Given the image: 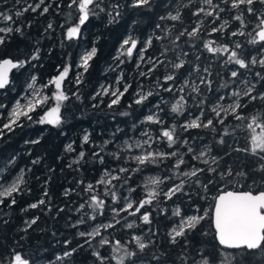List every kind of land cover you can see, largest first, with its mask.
<instances>
[{
  "label": "trees",
  "instance_id": "16d2710c",
  "mask_svg": "<svg viewBox=\"0 0 264 264\" xmlns=\"http://www.w3.org/2000/svg\"><path fill=\"white\" fill-rule=\"evenodd\" d=\"M69 2L70 0H44V4L37 11L33 12L29 9L23 12L29 4L35 6L39 0H19V2L0 0V12L13 15L15 23L11 26L22 29V34L13 32L6 38L5 44L0 45V60L9 58L13 61H27L23 67L12 70L8 84L0 90V129H3V125L7 123L8 110L13 103L24 99L28 83L37 89L39 95L49 97L46 103L30 113L31 119L21 117L18 121L19 126L14 124L11 131L3 129V134L0 135V191L8 187L20 175L21 170L24 181L20 193L14 194L16 203L8 207L10 200H6L5 204L0 205V261L9 264L15 251L35 259L37 264H100L93 255L98 251L101 256L108 257L107 264H116V260L112 257L123 255V252H113L115 241L120 240L130 250H137L132 237L140 236L149 247L143 253H139L137 264H157L154 256L167 260V264H173V261L175 264H182L177 259L181 254V247L171 244L169 236L180 220V217L172 215V210L176 207L181 209L183 215H203L207 212L209 217L202 220L196 230L189 234L188 251L185 255L190 253L196 256L197 250L215 252L217 244L210 219L213 197L218 195L221 189L254 193L264 191V186L259 182L261 173L256 171L264 161L244 152L233 151L235 148L247 147L250 141V134L243 127L233 131V126L240 122L228 118L225 126L228 127L230 134L225 137L226 143L223 145L215 142L219 139V135L210 129H191L188 132L177 129L181 139H187L197 152L207 151L206 146L212 149L209 155L202 158L208 161L207 165L200 160H191V154L186 155L187 163L182 166L183 171L191 170L192 165L197 168H217L218 172L231 166L234 173L244 171L248 173V177L242 178L234 174L227 179H221L218 174L206 171L199 174L200 184H196V177H192L187 180L183 193H177L171 200H166L161 194L158 203L154 202L153 205L141 210V212H151L150 224L142 223L139 214L128 216L124 212L115 217L120 221L119 224H115V220L112 219L114 216L112 208L123 207L126 203L125 197L133 201L144 198L145 184L151 187L150 178L172 175L175 158L165 160L158 166L149 165L142 172L120 174L130 175L131 178L127 184H124L123 180L113 181L116 187L112 188V191H116L119 197L117 203H113L110 195L104 194L105 186L98 184L97 181L100 180L105 169L114 170L120 166L136 167L134 162H124L131 155L124 150V141L130 138V142L145 139L141 137V132L146 130L154 138L157 136L161 126L144 123L148 115L158 116L164 121V127L183 124L186 120L199 115V109L195 107L191 97L195 96L196 100L202 97L191 93L193 83L200 86L203 95L212 103L216 101L217 96L229 91L219 88L221 84L227 81L231 87H235L231 85L230 71L237 66L223 63L227 54L213 55L203 48V42L208 40L216 41L213 46L230 42L227 33L239 27V22L232 19L236 14L235 10L230 12L227 10L228 6L221 3V0H213L226 9L220 13L221 19L213 24L211 17L192 15L199 7L207 8L200 0H151L149 6L139 8L131 6L132 0H103L100 8L94 9L96 14L90 15L89 20L81 27L79 37L68 40L66 30L69 26L78 23L79 15L75 6L72 9L67 7ZM112 5L120 7L114 11ZM184 5L188 6L184 7ZM44 7H49V11L41 14ZM101 8L104 10L101 11ZM177 9L181 13L182 21L160 19L167 17L169 13L176 14ZM17 11L23 12V15L16 17ZM116 11H119V16H116ZM109 12L112 13L111 16ZM246 19L250 18L246 17ZM199 20H203L204 23L197 38L189 39L185 35L176 39L180 31L184 28L191 30ZM224 20L229 21L225 33L208 34L212 27H218ZM49 23L52 24V29H48ZM157 24L161 27L157 28ZM5 26L8 25L0 21V27ZM156 36L165 38L157 40ZM149 37L153 42L144 53L145 61L148 57H152L165 61V64L158 65L148 76H141V71L147 72L151 67L150 63L141 62L138 55ZM130 38L138 41L132 57L122 55L127 46L125 49L121 48L123 41ZM231 39L244 44L246 57L249 53L255 54V48L258 46L247 43L250 37L237 36ZM93 47L97 49V53L89 61L88 71L83 72V69L78 68L77 65L82 54ZM165 48L168 52L166 56H162L161 52ZM37 49H39V58L32 59ZM179 60H184L186 63L183 68L176 71L168 61L175 63ZM66 64H71L72 67L62 88L70 99L61 105L62 123L59 125L39 123L46 111L56 104L52 97L57 90L50 81L63 71ZM137 64H140L139 68ZM197 66L199 72L194 71ZM205 68L209 69L210 75L203 71ZM240 71L251 80H255V72L264 74V68H260L259 65L251 69V74L243 69ZM80 73H83L82 82L77 84L76 77ZM168 74H174L176 79L165 83L164 77ZM121 76L123 77L121 83L116 85V80ZM200 76H207L213 81L212 92H208L204 85L200 84ZM185 80L189 81V87L181 93L179 88L184 85ZM125 83L131 85L128 92L121 98L119 104L109 108L108 104L113 97L103 95L102 86L112 85L123 91ZM170 86L173 88L172 92L164 90ZM257 90L264 91V87L258 84ZM148 91L153 95L142 104H136L135 100L139 98L137 93ZM181 95L188 100L187 110L183 115L172 113L171 107ZM221 103L227 104L231 101L226 98ZM261 109L262 102L257 101L249 104L244 112L254 113ZM216 127L221 130L224 126L217 124ZM85 134L89 135L88 143L83 141ZM105 141L111 142L105 145ZM69 145L71 151L68 150ZM176 147L179 146L168 148L166 139L153 145L154 150L159 149L164 152L176 150ZM179 150L185 153L187 148L180 147ZM117 151L122 157L120 160L114 159L111 155ZM80 152L85 153L83 159L79 157ZM93 152H100L104 162L100 163L99 158L93 156ZM212 156H220L223 159L217 165L212 163ZM35 160L39 163L34 164ZM76 160L79 163H73ZM116 174L118 173L113 171V175ZM180 179L187 178L180 177ZM254 179L257 181L255 184ZM209 180L214 182L205 192L202 185ZM175 182L179 183V180ZM89 183L94 186L91 193L86 191ZM172 183L173 181H166L158 190L166 191ZM132 188L135 191H130ZM90 195H99L106 201L105 215L97 216L95 221L88 220L84 225L73 227L84 213L93 214L86 203ZM42 199L45 201L44 204H40L37 208L29 207L33 203L38 204ZM81 204H85V208L78 211ZM161 209L166 211L162 212ZM33 219H36V223L28 227L27 222ZM131 222H134V227L129 229L126 223ZM101 223L115 224L114 228L100 229L101 236L111 243L100 246L101 236H97L90 245L85 244V238L80 237L78 232L91 231ZM65 241L71 243L66 245ZM73 248L76 251L71 256L63 255L65 251ZM57 256L62 259L57 260ZM188 264H191L190 259ZM245 264H261V262L256 257L248 256Z\"/></svg>",
  "mask_w": 264,
  "mask_h": 264
},
{
  "label": "snow or ice",
  "instance_id": "6c2138e0",
  "mask_svg": "<svg viewBox=\"0 0 264 264\" xmlns=\"http://www.w3.org/2000/svg\"><path fill=\"white\" fill-rule=\"evenodd\" d=\"M19 2V0H17ZM103 0H70L67 7L72 9L75 6V10L79 13L78 15V23L75 25L69 26L66 30V39L72 40L78 38L81 32V27L85 25V23L89 20L90 15H94L95 8H100ZM205 7H199L195 11H193L192 15L196 17H200L203 15L204 17H211L212 23L215 24L217 20H220V13L224 12L226 9L222 8L219 3H214L213 0H200ZM151 0H132V7H143L149 6ZM221 3L227 5L228 11L235 10L236 14L232 17L234 21L239 22V27L236 30L230 31L227 33L229 37V43L220 44L217 46H213L216 44L214 40H208L203 42V48L213 55H223L227 54L226 59L223 61L225 65H235L237 66L234 70L230 71V79L231 85L235 87H231L229 82H225L219 86L222 89H229V91L224 95H219L216 98V101L212 103L208 100L207 96L203 95L201 88L199 85L192 84L191 85V93L197 94V96H201L202 98L196 100L195 96H192V100L196 108L199 109V115L191 120H186L183 124L177 125L172 124L168 127H164V121L160 119L158 116L154 114H150L145 118L144 123L150 124H158L161 126V131L154 138L149 131L141 132V137H145V139H137L134 142H130L129 140L124 141L125 148L124 150L131 155H129L125 159V163L129 161L134 162L136 167L129 168L125 166H120L114 170L105 169L102 177L98 184L105 186V195H110L113 203H117L119 197L116 191H112V188L116 186L113 184V181L123 180L124 184H127V181L131 178V176H122L120 174L131 173V172H142L149 165H159L165 160H171L175 158V163L172 165V175L165 176L163 178L153 177L150 178V185L145 184L146 195L144 198L133 201L125 197V205L119 209L112 208V212L114 213L113 220H115V224H119L120 221L116 220L115 217L119 216L121 212L127 213L128 216H137L139 214V219L144 224L151 223V212L144 211L141 212L142 209H145L146 206L153 205L154 202H159V197L161 194L165 197L166 200H171L177 193H183L185 184L187 180H190L192 177H196V184H200L199 174H203L204 172L218 174L221 179H227V177L236 176L247 178L248 173L244 171L233 172L231 166L227 167L223 171L217 170V168L208 167V168H197L195 165L191 166V170L183 171L182 166L186 165L185 156L190 155L191 160H200L205 165L208 164L207 160H203L202 158L209 155L212 151L211 147L206 146L207 151L197 152L194 147L189 144L187 139H181L180 132L177 131L179 128L180 131L188 132L191 129H210L214 133L219 135V139L215 142L218 144H225V137L230 133L228 131V127L226 125V121L229 117L233 118L235 121L240 123L233 126V131L237 128L243 127L250 134V141L247 147L244 148H235L233 151L236 152H244L246 154H250L254 157H258L260 161H264V91H258L257 85L261 84L264 87V74L261 72H255L254 77L255 80L249 79L244 75L240 70H246V72L251 74V69L259 65L260 68H264V0H221ZM44 4V0H39L35 6L29 4L26 8L23 9V12H27L29 9L35 12L40 8L41 5ZM188 5H184L187 7ZM119 5H112V9L115 11L118 9ZM101 11L104 9L101 8ZM49 11V7H44L41 14L47 13ZM23 12L17 11L15 12L16 17H20L23 15ZM71 15V13H69ZM111 16L112 13L109 12ZM119 11H116V16H119ZM250 18V19H246ZM115 19V17H113ZM163 19H170L172 21H182V16L177 9L176 14L169 13L167 17H161ZM0 21L5 22L8 26L0 27V45H4L6 42V38L9 37L13 32L21 33L22 29L20 27L13 28L11 26L12 23H15L13 19V15L5 14L0 12ZM203 20H199L196 25L191 29L184 28L182 31L178 33L176 39L178 40L182 36H187L189 39L197 38L202 29H203ZM229 26V21L224 20L218 27H212L209 31V35L213 33H225L226 28ZM52 24H48V29H52ZM157 28H160L161 25L157 24ZM247 29V31H246ZM168 33H166V36ZM250 37L247 40V43L253 46H258L255 48V54L249 53L246 57L244 55V44L237 40H232V37ZM165 37L156 36L155 39L161 40ZM152 38L149 37L145 42V46L139 50V58L141 62L150 63L151 67L148 68L147 72H140L141 76H148L150 73L154 72L158 65L165 64L163 60L153 59L152 57H148L147 61H145L144 53L148 50V47L152 45ZM138 41L135 39H125L121 45L122 49L126 50L122 52V55H127L128 57H132L134 50L137 49ZM168 49L165 48L162 52V56H166ZM39 49H37L36 55L32 57V59H38ZM97 53V49L93 47L89 52L81 57L80 63L77 65L78 68H82L83 72H87L89 68V61L95 57ZM187 55V53H185ZM199 59V57H197ZM27 61H16L14 62L11 59H5L0 61V89H3L8 84V74L9 71L13 68L23 67ZM171 64V67L178 71L185 66L184 60H179V62L168 61ZM71 64H66L63 68V71L55 77L51 84H53L56 88V93L52 97L55 100L56 104L54 107L50 108L46 111L45 115L41 117L38 121L39 123H48L52 125H59L62 123L61 118V105L63 102L68 101L70 99L69 95L65 93L62 88L64 80L68 77V74L71 70ZM140 67V64H137V68ZM194 71L199 72V67H195ZM205 73H209V69H203ZM82 75L80 73L76 77L77 84L82 82ZM191 75V73H190ZM123 77L121 76L116 80V85L121 83ZM176 79L174 74H168L164 77L165 83L168 81H174ZM33 81H35V77H33ZM199 82L201 85H204V88L208 92H212L213 81L208 79L207 76H200ZM32 84L29 85V88H33ZM130 84L125 83L123 87V91L120 90L119 87H113L109 85L107 87L102 86V94L103 95H111L113 99H111L108 104L109 108L119 104L121 98L128 92ZM189 87V81L185 80L184 85L179 88V92H184L186 88ZM165 91L172 92L173 88L167 87L164 88ZM189 93V96H191ZM34 99L29 100L27 104L20 105L19 103L12 109V112L9 117V122L3 125V129L12 130V126L15 124L19 126L18 121L21 117H26L31 119L30 113L35 111L37 107L42 106L46 103L49 97H40L39 93L33 91ZM75 95V94H73ZM97 95H101V93H97ZM138 99L135 100L136 104H142L144 101L148 99V97L152 96L153 93L148 91L147 93H137ZM95 99V97H93ZM226 98L231 101V103H221L225 101ZM260 101L262 102V109L258 110L254 113L245 114L244 109L248 108L249 104ZM188 104V100L184 95H181L175 104L171 107L172 113H177L183 115L187 110L186 105ZM93 107H97V105H93ZM189 114H191L189 112ZM208 114H211L210 116ZM214 117V118H213ZM215 120V122H214ZM219 124L222 127L221 130H218L216 125ZM135 128V125L133 126ZM3 129H0V135L3 134ZM259 130V131H257ZM166 139L168 148L172 149L174 146L176 150L170 152L160 151L159 149H153V145L159 143L161 140ZM84 143L89 142V135L85 134L83 137ZM111 141H105V145L110 143ZM187 151L185 153H181L179 148L185 147ZM68 150H72L71 145L68 146ZM103 151V148H101ZM227 154V153H226ZM114 159L120 160L122 157L120 152L111 153ZM85 156L84 152L79 153V157L83 159ZM94 157H98L100 163L104 162V157L100 155V152H93ZM223 157L220 156H212V163L219 165L220 160ZM33 163H39L38 160L33 161ZM73 163H79L78 160L73 161ZM113 171H115L116 175H113ZM260 176V184L264 186V163H261L259 167L256 169ZM180 177H184L187 179H180ZM179 180V183L175 181ZM166 181H173L171 186L167 188L166 191L158 190L160 186L164 184ZM23 170H21L20 175L12 181V183L5 187L2 191H0V205L5 204L6 200H10L8 203V207H11L16 203V199L14 194H19L21 191V184L23 183ZM214 181L209 180L207 183L203 184L202 187L207 192L208 187ZM257 181L254 179L253 183L255 184ZM123 187V184L121 185ZM93 184L89 183L87 185L86 191L91 193L93 191ZM130 191H135L134 188L130 189ZM47 195V193H45ZM214 205L212 206V214L211 221L215 231V241L217 247L215 252L208 250H197L196 256H192L190 253L185 255L188 251V236L192 232H194L200 222L208 217V213H204L203 215H183L182 211L179 207H176L172 210V215L176 217H180L179 223L172 231L169 233L170 243L173 245H180L181 254L177 258L182 264H188L189 259L191 260V264H245V260L248 256L256 257L260 260L261 264H264V191H259L254 194L253 191H236V190H224L221 189L219 194L213 197ZM45 201L42 199L37 203L31 204L29 207L37 208L40 204H44ZM87 206L92 210V215H88V213H84L79 220L73 225V227H78L80 225H84L88 222V220L95 221L97 216H104L106 209V201L101 199L99 195H90L89 201L86 202ZM85 208V204H81L79 206L78 211L83 210ZM63 211V209H61ZM162 212L166 211L161 209ZM87 217V219H85ZM38 219V218H36ZM36 219L31 220L28 223V227H31L36 223ZM115 224L113 223H101L97 224L91 231H79L78 235L80 237H84L85 244H91V241L95 239L97 236H101L100 229H109L114 228ZM126 227L131 229L134 227V222L126 223ZM133 241L135 242V246L137 250H130L126 245L122 244L120 240L115 241V245L113 246L114 253L123 252V255L113 256L112 258L116 260V264H137V258L139 253H143L146 248L149 247V244L143 241V238L140 236H133ZM71 243L70 241H65V244ZM111 242L107 238L101 236L99 241L100 246L109 245ZM78 247H83V245H78ZM232 250V251H228ZM76 251L75 248L70 251H65L64 256H71ZM93 255L100 261V264H107L108 257L101 256L100 253L94 252ZM166 257L168 254H164ZM197 257H199L197 259ZM157 264H167V260H162L160 256L153 257ZM57 260L62 259V257L57 256ZM0 264H3V261H0ZM9 264H37V261L31 257H27L20 252H13ZM175 264V261H173Z\"/></svg>",
  "mask_w": 264,
  "mask_h": 264
},
{
  "label": "rangeland",
  "instance_id": "374dc122",
  "mask_svg": "<svg viewBox=\"0 0 264 264\" xmlns=\"http://www.w3.org/2000/svg\"><path fill=\"white\" fill-rule=\"evenodd\" d=\"M87 52H89V51H87ZM87 52L83 53L82 56L85 55ZM30 84L31 83H28V85L26 86V93H25L24 99H20V100L15 101L13 103V105L11 106V108L8 110L7 123L9 122V117H10V114L12 112V109L16 106L17 103H19L20 105L23 106V105L27 104L29 100L34 99L33 91H34V89L36 92H38V91L35 87L29 88ZM40 97H42V96L40 95Z\"/></svg>",
  "mask_w": 264,
  "mask_h": 264
},
{
  "label": "water",
  "instance_id": "95a60500",
  "mask_svg": "<svg viewBox=\"0 0 264 264\" xmlns=\"http://www.w3.org/2000/svg\"><path fill=\"white\" fill-rule=\"evenodd\" d=\"M5 59H9V58H5ZM5 59H2V60H0V61H3V60H5ZM14 62H16V61H14ZM13 69H14V68H13ZM13 69H11V70L9 71L8 78H9V75H10V73L12 72ZM0 90H1V89H0ZM255 193H257V192H255ZM255 193H254V194H255ZM213 205H214V203H213ZM212 228H213V231H214L213 224H212ZM214 237H215V231H214Z\"/></svg>",
  "mask_w": 264,
  "mask_h": 264
}]
</instances>
